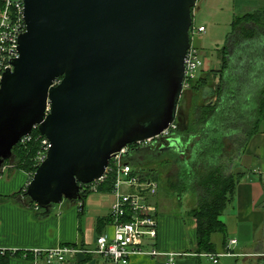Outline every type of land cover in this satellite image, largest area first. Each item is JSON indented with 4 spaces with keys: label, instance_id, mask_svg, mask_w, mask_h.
Wrapping results in <instances>:
<instances>
[{
    "label": "water",
    "instance_id": "obj_1",
    "mask_svg": "<svg viewBox=\"0 0 264 264\" xmlns=\"http://www.w3.org/2000/svg\"><path fill=\"white\" fill-rule=\"evenodd\" d=\"M197 1L25 0L19 56L1 78L0 174L38 126L50 148L26 191L49 211L83 201L113 155L169 129Z\"/></svg>",
    "mask_w": 264,
    "mask_h": 264
},
{
    "label": "trees",
    "instance_id": "obj_2",
    "mask_svg": "<svg viewBox=\"0 0 264 264\" xmlns=\"http://www.w3.org/2000/svg\"><path fill=\"white\" fill-rule=\"evenodd\" d=\"M3 7L4 2L0 0V12ZM193 30L194 22L191 36ZM258 36H264V9L236 15L232 32L219 50V68L201 71L184 91L181 99H186V109L181 106L176 127L170 128L168 135H160L147 144L128 145L123 155L132 166V174L141 181L150 180L157 188L165 183L179 202L183 194H192L195 204L188 214L197 221V254L216 251L212 241L216 232L222 233L225 248L228 247L227 228L220 217L233 202L243 177L242 172L234 171L235 160L246 152L264 122V53L255 41ZM244 86L254 88L256 104L251 112L242 115L235 107L238 105L236 97ZM248 98L251 99L252 94ZM39 136L40 131L35 129L32 139L16 145L13 156L6 161L13 164L12 169L25 171L29 181L37 169L35 157L41 144ZM147 158L166 166L169 175L163 178L157 168L146 167L143 159ZM116 179V174L109 172L103 181L84 185L81 190L83 200L93 191L113 192ZM93 185H96L95 189H92ZM26 190L27 187L10 196H0V202L18 200L25 206L42 210ZM72 246L84 247L83 244ZM227 251L232 252L230 247ZM20 253L0 249V264H9V259Z\"/></svg>",
    "mask_w": 264,
    "mask_h": 264
},
{
    "label": "crops",
    "instance_id": "obj_3",
    "mask_svg": "<svg viewBox=\"0 0 264 264\" xmlns=\"http://www.w3.org/2000/svg\"><path fill=\"white\" fill-rule=\"evenodd\" d=\"M255 41L258 43V49L262 48L264 53V36H258ZM218 56L220 64L219 52ZM203 60L207 66L209 64L207 59ZM262 68L264 70V62ZM234 171L242 172L243 177L237 185L233 202L220 217L227 228L228 244L230 240H236V243L230 246L232 253L224 254L228 247L225 248L222 233L216 232L220 233L221 237L216 236V233L212 235V241L216 246V251L212 254H223L219 261L213 262L207 253L197 254L195 252L197 221L188 214L190 208L185 214H180L165 210V207L162 208V205L157 203L155 205L158 235L155 247L160 252L181 253L177 258V264L263 263L264 122L252 138L246 152L235 160ZM28 183L29 176L25 171L21 169L4 171L0 174V196H10L27 187ZM115 201L116 196L113 192L98 191L91 192L83 201H64L53 205L49 211L25 206L18 200L1 201L0 249L21 251L19 255L9 259V264H35L37 258L41 264H46L42 256L36 257L33 253L36 249L44 250L72 244L78 246L83 244L85 248L93 249L97 235L105 233L110 237L114 235L115 226L110 213ZM164 254L156 257L133 255L130 264H165ZM65 264H114V262L100 254L79 252L71 256Z\"/></svg>",
    "mask_w": 264,
    "mask_h": 264
},
{
    "label": "built area",
    "instance_id": "obj_4",
    "mask_svg": "<svg viewBox=\"0 0 264 264\" xmlns=\"http://www.w3.org/2000/svg\"><path fill=\"white\" fill-rule=\"evenodd\" d=\"M3 2L4 7L0 12V86L3 73L8 68H13L12 61L19 56V37L27 28L24 16L25 0H3ZM194 30L205 32L206 29L204 26H199ZM204 66L205 62L198 48L191 45L185 58L184 91L190 88ZM175 127L174 122L170 128ZM170 128L162 135H168ZM35 129L39 130L38 126H35L33 131ZM33 131L24 136L19 143L30 141ZM39 138L41 141L40 149L35 157L37 168L47 158L50 148L49 139L41 132ZM147 143L149 141L138 142V144ZM126 151L127 147L113 155L104 176L95 181H103L109 172H114L117 176L113 190L116 201L110 213L112 223L115 226L114 235L111 237L106 233L97 235L93 249L63 245L56 248L33 250L36 257L42 256L46 264H65L71 256L84 252L100 254L112 260L114 264H130V258L133 255L156 257L164 254L155 247V240L158 235L157 207L148 202L146 196L137 189L138 186L143 188L152 186L151 190H154L156 184L150 180L141 181L138 176L132 174V166L123 159ZM10 167L12 165L6 163L1 173L9 170ZM95 188L96 185H93L92 189ZM235 243V239L230 240L228 247ZM231 253L226 251L224 254ZM164 255H166L165 264H177V258L181 253L171 252ZM206 255L217 263L223 254L207 253ZM35 264H41L39 258L35 260Z\"/></svg>",
    "mask_w": 264,
    "mask_h": 264
},
{
    "label": "rangeland",
    "instance_id": "obj_5",
    "mask_svg": "<svg viewBox=\"0 0 264 264\" xmlns=\"http://www.w3.org/2000/svg\"><path fill=\"white\" fill-rule=\"evenodd\" d=\"M257 9H264V0L197 1L193 11L194 28L197 29L200 25H203L206 30L205 32H198L197 30H194L192 32L191 42L193 46L200 50L201 56L204 59H207V62L209 63L207 66H204L201 71L219 68L218 50L226 44L227 37L232 32V22L234 20V16L243 15L246 12H253ZM248 78V75H246V80ZM239 93L241 94L236 97L238 105H236L235 108L238 114L240 113L245 115L249 111L251 112L256 104V96H254L255 90L254 88L252 90V88L244 86L242 91H239ZM249 94H252L251 99L248 98ZM186 104V99H181L180 106H183L186 109ZM149 142H152V140ZM143 162H146L145 166L148 168H157L156 170L160 172V175L163 178H166L169 175V171L166 166L150 161L149 158L146 160L143 159ZM11 165L13 167V164ZM12 167H10L9 170L12 169ZM164 184L165 183L158 188L155 187L154 190L145 192L144 195L146 196L147 201L156 205L158 203L162 205V208L165 207V210L185 214V211L194 205V199L191 198L192 194H183L182 200L179 202L176 194L172 193L167 187H165ZM216 236L221 237V234L216 233Z\"/></svg>",
    "mask_w": 264,
    "mask_h": 264
},
{
    "label": "flooded vegetation",
    "instance_id": "obj_6",
    "mask_svg": "<svg viewBox=\"0 0 264 264\" xmlns=\"http://www.w3.org/2000/svg\"><path fill=\"white\" fill-rule=\"evenodd\" d=\"M184 115V113L182 114V116Z\"/></svg>",
    "mask_w": 264,
    "mask_h": 264
}]
</instances>
